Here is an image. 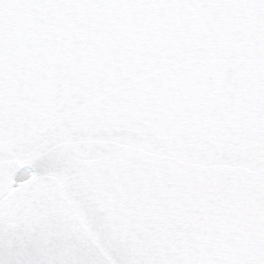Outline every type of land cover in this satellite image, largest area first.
Instances as JSON below:
<instances>
[{
	"label": "snow or ice",
	"instance_id": "6c2138e0",
	"mask_svg": "<svg viewBox=\"0 0 264 264\" xmlns=\"http://www.w3.org/2000/svg\"><path fill=\"white\" fill-rule=\"evenodd\" d=\"M0 264H264V0H0Z\"/></svg>",
	"mask_w": 264,
	"mask_h": 264
}]
</instances>
